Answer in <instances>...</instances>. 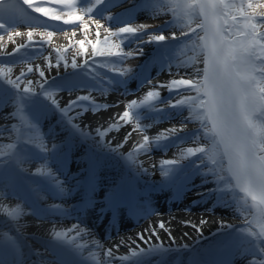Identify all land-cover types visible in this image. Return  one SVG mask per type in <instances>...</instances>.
Listing matches in <instances>:
<instances>
[{
  "label": "snow or ice",
  "instance_id": "snow-or-ice-1",
  "mask_svg": "<svg viewBox=\"0 0 264 264\" xmlns=\"http://www.w3.org/2000/svg\"><path fill=\"white\" fill-rule=\"evenodd\" d=\"M123 2L132 0H86V3L85 0H22V4L31 13L38 14L33 16L20 6L21 0H0V33L7 34L8 40L13 44L16 43L14 37H27L24 43L7 52L4 51V35L0 34V56H14L21 49L36 45L42 47L50 42L55 33L48 30L53 27L48 21L72 26V36H75L77 27L82 32L89 31L90 24L85 19L88 16L95 25L97 37L95 41L87 39V36L75 41L78 55L82 57L88 56L86 41L91 46V55L82 63H78L74 57L69 64L67 57L61 54V49L53 50L56 53L55 65L49 57L44 58L48 69L60 67L63 61L65 68L83 70L71 80L50 82L45 68L38 64L32 66L31 56L20 61L26 65V71L21 68L20 74L16 76H13V67L0 63V83L9 86L0 87V110L12 106L14 111L8 114L9 119L18 118L27 129L23 139L18 134L12 143L0 146V214L7 217L18 233L17 237L3 234L8 242L13 264H25L27 254L24 251L26 245L22 241L24 224L21 220L27 214L28 207L32 209L31 214L41 219H45L50 213L67 215V210L59 204L40 208L36 203L38 199L45 198L41 194L44 191L58 197L70 194V190L63 186L64 182L58 176L70 162L72 145L68 139L56 143L58 133L55 128L50 129L47 134L41 133L42 120L49 112H58L61 117L59 123L63 130L69 132V137H80L82 140L92 138L91 133L76 121L85 112L91 111L95 115L101 109L110 107L107 103L98 102L92 95L94 91L101 95L108 91L107 88L100 87L104 78L96 69L104 68L114 73L113 77L107 79L109 86H125L137 76L132 68H122L120 65L129 57L143 55V48L139 45L154 43L160 47H168L166 42L169 39H180L175 32L169 38L162 34V29L149 33V25H134V13L138 7L134 2L123 15L110 13L112 7ZM101 5L104 7L101 8ZM146 6L151 8L153 18L170 13L172 19L167 23L178 28L180 36L186 38L172 58L165 57L169 70L175 60L178 69L191 68L192 74L177 73L163 83H154L150 78H145L141 81V86L149 84L152 88L143 99L139 102L131 100L122 113L110 118L113 122L107 127L97 126L95 134L103 141L113 130L119 132L124 125L134 122L132 131L111 151L115 152L123 147L132 133L139 131L143 134L142 142L136 144L133 151L149 154L154 148H167L168 141L182 140L180 133L188 132L189 123L195 124L197 127L191 133L194 146L180 148L177 159L161 161V174L169 185H173L177 181L182 162L196 157L198 163L191 161L194 165L193 176H184L178 191L187 190L195 176L201 178V184L211 182L214 187L198 195L203 199L211 193L219 206L233 207L243 216L246 227L239 229L238 239L245 246L244 250L255 257L250 264H264V0H147ZM97 15L99 18H96ZM101 20L105 23L102 24ZM17 23L28 25L26 34L14 30ZM101 28L107 33L103 46H100ZM59 30L67 34L62 27ZM36 36H39V40L35 39ZM113 37L114 40L111 39ZM134 42L138 47L126 51ZM63 52L66 53L67 49H63ZM97 57L105 59L98 62ZM201 64L203 67L199 66ZM33 72L38 73L41 78L35 81L39 91L33 80L26 78L28 73ZM79 89H86L87 94L76 95L61 105L60 92L67 91L71 95ZM162 90L174 95L165 100ZM145 109L156 113L153 123H141L142 110ZM168 109L187 114L183 116L179 126L173 125L149 136L147 130L166 119ZM11 128L19 133L16 124H12ZM4 131V126H0V135ZM46 135L52 136L51 146L45 139ZM132 157L133 152H129L125 159L135 164ZM35 161L43 162V166L30 171V165ZM53 163L58 165L55 170L51 167ZM97 166L96 160H90L89 175L85 182L88 196L85 207L95 204L93 194L96 191ZM144 171L147 172V169ZM34 177L40 179L34 180ZM10 199H15L17 203H5ZM104 204L105 207L100 209L101 214L107 211L116 217L123 204L119 190H113L105 196ZM181 223L199 231L208 220L201 218L198 224L190 220ZM220 223L221 227L225 226L223 221ZM160 230L171 236L168 222L160 220L138 234V240L151 245L150 247H141L134 239L132 243L136 247L131 248L128 254L117 256L110 247L104 251L103 260L98 250L104 249V245L98 239L79 242L84 236L93 235L86 226L74 224L67 230H57L53 226L51 236L57 241L54 252L61 246H69L83 261L91 264H112L113 260H119L121 264H143V257L169 251L163 244L152 243V237L160 240ZM72 232H75V236L70 237ZM124 243L122 239L121 244ZM114 247L119 249L120 245ZM0 264H5V261L0 259ZM36 264H62V261L59 258L55 261L39 260Z\"/></svg>",
  "mask_w": 264,
  "mask_h": 264
},
{
  "label": "bare ground",
  "instance_id": "bare-ground-1",
  "mask_svg": "<svg viewBox=\"0 0 264 264\" xmlns=\"http://www.w3.org/2000/svg\"><path fill=\"white\" fill-rule=\"evenodd\" d=\"M86 3V0H85ZM44 6H51V7H56L55 5H44ZM82 14V13H81ZM38 15V14H35ZM96 15V13H94ZM98 16V15H97ZM85 18H88V16H85ZM46 20V19H44ZM89 24L91 27L94 29L93 33L96 32L95 25L91 23V19L88 20ZM76 32H81L79 28H77ZM72 33V32H71ZM65 38H68L67 34L61 35L58 40L59 42L64 41ZM151 54V53H150ZM154 56V55H153ZM152 57L148 58V62L143 64V71H141L140 77L136 79L135 81L129 80L127 85L125 86H120V85H114L113 86H100L102 88H107L108 91L106 94L101 95V99L97 100L100 103H107L110 105L107 109H102L104 112L101 113H96L95 115L89 111L85 112L82 116L78 117L77 123L80 124L82 128H85L87 131L91 133L92 137L99 138L95 134V128L97 126H102V127H107L110 123L113 121L110 119L111 117H115L117 114L122 113L125 110V106L133 99H136L137 101H140L143 99V97L146 95L147 91L151 90L152 85H143L141 86V81H143L145 78H150L154 83H163L168 81L169 79L173 78L175 74L179 73L180 75H191L192 74V69L191 68H180L178 69L176 67V63L172 64L171 69L169 70L168 67H161L159 61L156 62L155 67H152L153 63L150 62V59ZM3 59V57H2ZM200 67H203V65H199ZM152 71V72H149ZM172 73L173 76H172ZM60 81H64V78L59 74L54 76V79ZM58 82V83H59ZM39 89V88H38ZM110 90V91H109ZM67 91H62L59 93V99L61 101V105L63 106L66 101L70 98H75L76 95H83L87 94L86 89H81L78 91H75L71 93V95H67ZM113 92V93H112ZM134 93H138L136 96ZM170 95L174 94H165L162 95L165 100L170 98ZM194 95V93H193ZM95 96V95H93ZM140 98V99H139ZM111 105H118V106H111ZM10 110H5L6 108H3L0 110V126H4L5 131L3 132V135H0V146L6 145L8 143H12L15 139L16 136L19 134L20 137L23 136L25 137V134L27 132V129L20 123L19 119H9L8 114L14 111L12 106ZM167 118L164 119L162 122L159 124H153V127L147 130V133L153 131V130H160L162 129L163 126H166L168 123L167 121L173 120H182L183 116H185L187 113H178L177 111L173 109H168L167 110ZM58 116L56 114L55 117H53L50 121L47 119H43L41 122V133L47 134L50 129L56 128L57 133H61L65 130L62 129V126L60 123H56L55 118ZM142 116L143 119L141 123H153V118L156 116L155 112H150L145 110H142ZM55 122V125L52 127L51 123ZM12 124H16L17 127L19 128V133H17L14 129L11 128ZM162 126V127H160ZM135 127V123H129L124 125L119 132L113 130L109 135L104 138L106 142L110 145H118L116 144L117 141L123 142L124 136L132 131V129ZM171 127L170 125L168 128ZM142 135L141 132L139 131H134L132 133V136L128 139L127 145L128 147L130 146V143L134 141V139L137 136ZM149 135V134H148ZM65 136V135H64ZM63 136V138H64ZM150 136V135H149ZM51 137V135H46L45 139ZM102 142V141H100ZM126 144V143H125ZM69 166V165H68ZM155 168H158V166L150 165L148 166V169L153 170ZM84 171L82 170H73L70 171V175L67 171V168H64L62 175H64L67 179L69 177H74L78 178L80 177V173ZM66 173H68L66 175ZM154 177V176H153ZM164 178V176H162ZM153 179L161 180L160 177H154ZM70 182V181H69ZM71 183V182H70ZM214 185L209 182L206 184H201V192H207L209 189L213 188ZM69 189L71 190V193L67 196V199L71 201H76L78 198H80V181L78 182H73L71 185H69ZM96 191L99 193V195H103L101 197V200L104 201L107 189L102 188L101 185H96ZM96 192V193H97ZM155 192H149L147 193L146 198L151 197V194H154ZM98 195V194H97ZM156 196H154L155 198ZM142 198V197H141ZM180 200H178L177 203L173 204L170 203H164V201H153L152 206L155 207V213L154 215H149L145 220H142L140 225L135 226L134 228L128 230V232H120L124 227H126L124 221L117 227H108L107 225H104L102 222V219H98L97 216L94 214H91V216H86L83 217L75 216L73 214H68L67 215H61L57 218L48 219V214L45 219H41L40 217L34 215V216H24L21 220V223L24 224L23 228V237L22 241L28 246V243H31V247L34 248L36 257L39 260H49V261H55L57 258H59L62 261V264H68L65 259H62L56 251L54 252L53 248L54 246L46 241L45 237H52L51 236V230L53 229V226L56 227L57 230H67L68 228L72 227L74 224L80 225L81 227H87L91 232L92 236H84L83 238L80 239V243H85L86 241H89L91 239H98L103 245L104 249L98 250L100 251V258L101 260L104 259V251L107 250V248H115V245H120L119 249L121 251H127L130 248H135L136 245L132 243V240H136L137 242H141L138 240V234L143 233L144 230L150 226H154L158 221L164 220L168 222V227L171 229V236H169L167 233L163 232V230H160V240H156L155 237H152V241H156L161 243V241L167 240V239H179V240H186L189 244L192 245L189 249H185L186 252L188 253H196L198 247L200 244H204L205 242H208L211 238V236L204 238L205 235H210V233H214V235L219 234L221 229L225 228L228 225H232L236 219L242 218V216L237 213L233 207H223L219 206L218 202L215 199V196L211 193H209L207 196H205L203 199L197 194L194 195H180ZM195 201V202H194ZM196 202L201 203L203 206H200V204H195ZM5 203H9L14 205L17 203L15 199H10L8 201H5ZM163 203V204H161ZM94 208V206H91L90 210ZM171 207V208H170ZM4 215L0 214V219H6ZM201 218H205L208 220V223L201 226L200 230L197 231V229L191 227V226H186L181 223V221L185 220H190L193 223H199V220ZM8 221V220H7ZM221 221L224 222L223 227H221ZM10 224V223H8ZM13 226V225H12ZM237 227H240V224H236L233 229H237ZM231 229V228H229ZM17 233V232H16ZM118 233V234H117ZM108 235H114L111 240L107 241L106 236ZM69 236H75V232H72L69 234ZM147 236V234H146ZM200 238L201 241H198ZM124 240L125 243L121 244V240ZM198 241V242H197ZM237 241L240 243V247L237 249L238 250V255H240L241 260H239L238 263L236 264H250L251 260L255 259V257L251 254L248 253L244 250V246L241 244V241L237 237ZM143 243V242H142ZM193 243V244H192ZM138 244V243H137ZM90 248L93 250L95 249L92 245H89ZM44 248H49L52 252V256L50 257L47 254L43 252ZM87 251V250H86ZM184 251V252H185ZM171 252V251H170ZM169 252V253H170ZM37 253L40 255L38 256ZM26 260L27 262L28 259L34 258L30 250H28V253H26ZM246 256H249L248 258ZM150 260L152 258L149 257ZM252 258V259H250ZM150 260L144 259L143 264H150ZM119 260H113L112 264H117ZM88 264V263H84ZM154 264H160V262L155 261ZM163 264H171L166 261ZM180 264H186L185 262H180Z\"/></svg>",
  "mask_w": 264,
  "mask_h": 264
},
{
  "label": "rangeland",
  "instance_id": "rangeland-1",
  "mask_svg": "<svg viewBox=\"0 0 264 264\" xmlns=\"http://www.w3.org/2000/svg\"><path fill=\"white\" fill-rule=\"evenodd\" d=\"M146 5H147V0H144L136 8V12L134 13V19H133L134 25H139V24L149 25L150 27L147 29V31L149 33H155L157 31V29H162V34L168 36L169 38L171 37L172 33L175 32L176 35L178 37H180V39L179 40L169 39L166 42L168 47H159L160 49L158 48V45L154 44V43L153 44L139 45V47L143 48V55H134L133 57H129L122 65H120V67H122V68L123 67L132 68L135 74L138 70L140 61L146 59V56H147L146 53L148 51L152 50L155 47L156 50L159 49L157 51L160 55V59L165 60V57L172 58L174 56L176 50L178 48H180L186 40L185 37L180 36V30L178 28L173 27L167 23L168 21H170L172 19L170 13L169 14H161V15L153 18V13H152L151 8L146 6ZM110 13L115 15L114 11H111ZM106 14H108V13H106ZM121 14L123 15L125 13H121ZM33 16H36V15H33ZM96 18H99V16H97ZM40 19L44 20L43 17H40ZM85 19L88 21L90 18L89 19L85 18ZM101 23L104 24L105 21L101 20ZM22 27L16 28L14 30H18V31L26 34L28 27H24V28H22ZM77 28H75V31L77 30ZM72 30H73L72 27L66 30L68 38H65L64 41L59 42L58 38L61 35L62 36L65 35V31H60L58 33L54 32L55 34L53 35L52 40L50 42H48L47 44L43 45L42 47L40 45H36L34 47L21 49V51L14 56H0V63H6L9 66L13 67V76H16V75L20 74L21 68H24V70L26 71V65L22 64L20 61L26 56H31V57H33V59L30 61L32 66L34 67L35 65L38 64L42 68H45L46 69V77L49 78L50 82L55 80V82L58 83L59 81L56 80V78L54 79V76L58 75V74H59V76L61 75L64 78V80H71V79L75 78V74H81L83 72V70L79 69L78 73H73V74L71 73L70 74V72L73 71L72 68L71 67L65 68L63 66V61H61L60 67H58V68L52 67L51 69H48L47 68V61L44 58L49 57L52 60L53 65H55L56 53L53 50L54 49H61L62 50L61 54L65 55L67 57L69 64L74 57L77 59L78 63H82L84 59H87L88 56L91 55V46L88 45L87 41H86V47L88 48V56L82 57V56L78 55V45L75 44V41L85 39V36H87V39H91V40L95 41L97 37H96L95 33H93L94 29L90 25V29L87 33L82 32V31L76 32L77 34L75 36H72V33H71ZM38 31H43V29H38ZM100 32H101V36H100L101 45L100 46H103L104 36L107 35V33L105 32L104 28H101ZM0 34L4 35L3 43L6 45V48L4 49V51H7V52H11L15 47H17L21 43H24L27 39L26 35L22 36V37H14L16 43L13 44L8 40L7 34H4V33H0ZM35 39L39 40V36H36ZM45 39H47V38L45 37ZM111 39L114 40L115 38L113 37ZM145 39H147V37H145ZM70 41H71V43H70ZM152 46H154V47H152ZM137 47H138V45L134 42L131 45H129L125 50L127 51V50H131V49H136ZM65 48L67 49L66 53L63 52V49H65ZM189 55H191V53H189ZM2 57H3V59H2ZM104 59L105 58H101V57L96 58V60L98 62H102ZM174 63H176L175 60H173L172 64H174ZM96 71H99L107 79L109 77H112V75L110 73H113V72L107 71L104 68H97ZM62 74H64V75H62ZM26 78L32 79L34 82V86H36L37 91H39V89H38L39 86L35 85V81L41 79L39 77L38 73H36V72L28 73ZM22 79H25V78H22ZM88 79H90V77ZM0 87H9V86L3 85L2 83H0ZM79 90H81V89H79ZM93 94L99 95L97 91H94L92 93V95ZM67 95H68V93H67ZM10 109H11V107L8 106L5 110H10ZM101 112H104V110L101 109L98 113H101ZM58 119L59 120L61 119L60 115H58ZM48 121H50V120H48ZM160 127H162V126H160ZM166 128H167V125L163 126L162 129H160V130H153L147 134L153 136L154 134H157L158 132L163 131ZM65 132H68V131L66 130L64 132L58 133V135L55 138L59 137L62 139ZM68 135H69V132H68ZM142 135L137 136L134 139V141L132 143H130L129 147H128L127 143L126 144L124 143L123 147L117 149V151H119V152H118V155H116V157H117L116 160L113 161L111 158V159H108V164H102L101 163V165L99 167V171L97 169V172H98V174H101L102 181L106 183L105 187L110 186V185L113 187L116 184L117 179H119V184H121L125 181H126L125 183H127V180L125 178V173H126V169H128L127 168L128 166L130 167L128 170L130 171L131 175L134 174L135 177L138 176L141 179L146 178V179H148V181L152 180V178H153L152 176L162 178L163 175L161 174V171H160L161 161H163L164 159H177V158H179V149L180 148L194 146L192 144V142L188 143V144H186V143L177 144L175 146H172L171 145L172 143L169 142L167 148H154L151 151V153H149V154H139V153L133 152L132 159L136 161V163L133 164L129 160L125 159V157L127 155L126 154L124 155V153H122L121 151L126 152V151L130 150V148H134V146L136 144L142 142ZM185 137H187V136H185ZM21 138L23 139L24 137L21 136ZM100 141H101L100 138H95V137H92V138L87 139V140H82L80 137H75L74 141L72 142V147H71V151L73 153V156H76V158L79 159L78 160L79 162H81V161L83 162V160L86 159L87 156H89L90 154H93V151L96 152L95 150H93L94 147L96 149H98L99 151L100 150L106 151L108 153L111 151V148L116 147V145L108 144L105 139L102 142H100ZM121 143H122L121 141H117L116 144H121ZM191 161H195L196 163H198V160L196 157H192L190 161H183L182 166H181V170L177 174V177H179L177 180H180L181 176H183L186 172H188L194 168V165ZM34 164H37V166L34 167L33 165H30V170L43 166V162H41V161H35ZM126 164H128V166ZM150 165H154V166L157 165L158 168L150 170V169H148V166H150ZM56 166L51 164V167L54 170L57 168ZM144 169H147V172H145ZM45 170H46V168H45ZM190 177H192V176H190ZM58 179L64 182L63 186L65 188L69 189L68 186L70 184H69V182L65 181L63 176L58 177ZM200 181H201V178L199 176H195V178L192 179L191 184L189 185L190 190L187 192L188 195L189 194H197L201 191V188H200L201 182ZM70 182H72V180H70ZM191 185H195L196 188L195 187L191 188ZM119 186L121 187V185H119ZM152 186L153 185H150V187H152ZM44 192H46L47 194L44 195V197H45L44 199L40 200V202L42 201L41 202L42 207H40V208H48L49 206H51L53 204H59V205H62V208L64 207L63 209L67 210V213L68 212L69 213L74 212V210L72 208V204L68 203V201L65 199V197L67 195L64 197H58V196H55L51 193H48L47 191H44ZM177 202L178 201H175L174 203H177ZM171 203L173 204V202H171ZM195 204H198V205L200 204V206H203L199 202H196ZM26 211H27V214H26L27 216L33 215V214H31L32 213L31 207H28L26 209ZM52 214H55V216L60 215L57 213H52ZM245 215H246V213H245ZM249 219H250V217H249ZM241 220L243 223L240 227H237V229H234V231L232 230V231H228V232H222L218 235L219 237L218 236L214 237V238H212V240L213 241L214 240H219V241L221 240L220 242H225L227 240V242H229L228 240L230 239L231 241H233V239L235 238V235L238 233L239 229L242 227H246V225L244 223L243 216H242ZM8 223L9 222L7 221V218L6 219H0V241L2 242L1 245L7 249H9L8 242L5 239L3 234L7 233L9 236H12V237L18 236L16 233L17 231H16L15 227L12 226L11 223L10 224H8ZM228 235H229V237H228L229 239L226 238V236H228ZM214 243H215L214 248H217L216 244H218V242L214 241ZM225 244L227 245L226 242H225ZM205 247H206L205 244L200 245V248L202 250H205ZM43 250L45 253H47V251L45 249H43ZM24 251H25V253H27L26 248H24ZM29 262H31L30 259L28 260V263Z\"/></svg>",
  "mask_w": 264,
  "mask_h": 264
}]
</instances>
